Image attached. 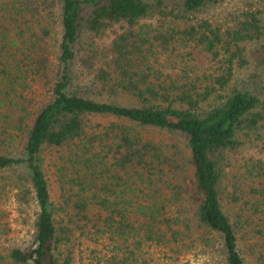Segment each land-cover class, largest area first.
<instances>
[{"label":"trees","instance_id":"trees-1","mask_svg":"<svg viewBox=\"0 0 264 264\" xmlns=\"http://www.w3.org/2000/svg\"><path fill=\"white\" fill-rule=\"evenodd\" d=\"M228 1L0 0V264H264V0Z\"/></svg>","mask_w":264,"mask_h":264},{"label":"rangeland","instance_id":"rangeland-1","mask_svg":"<svg viewBox=\"0 0 264 264\" xmlns=\"http://www.w3.org/2000/svg\"><path fill=\"white\" fill-rule=\"evenodd\" d=\"M241 5H242L241 0H237V1L235 0L234 2L232 1L230 2L229 0L224 7L219 8L217 10L218 15L220 17H224L227 11L234 10L237 6H241ZM147 21L148 20H146L145 22ZM149 21L156 22L157 19L149 20ZM125 27H126L125 23L115 24L111 26L102 38H99V39L97 38V42L101 46H108L111 43L112 39L115 37V35L117 33L123 32ZM168 73H171V72L169 71ZM152 136L157 139L161 138L166 143L170 142L171 144H173L172 141L169 139L170 138L169 135L167 134H163L161 132H153ZM68 154L69 152L67 150H56L54 152H47V154H45L46 167H47V171H48L49 177L53 185V190L55 192L54 193L55 198H58V193L60 191V184L56 177V172L59 171V166L61 164L60 158L61 156H65V155L67 156ZM250 158L264 159V145H262V142L258 141L254 143H251V142L246 143V145L241 149L239 154L234 157L233 163L235 164V166H239V165H242L245 162V160H248ZM247 187L248 186H245V188ZM5 207H6V210L10 212L11 218H14L16 215L14 205H12L11 203H8L7 205H5ZM227 212L229 213L231 218L234 217L233 211L227 209ZM11 226L15 230V233L17 234V231H16L17 227L15 226L13 222H11Z\"/></svg>","mask_w":264,"mask_h":264}]
</instances>
